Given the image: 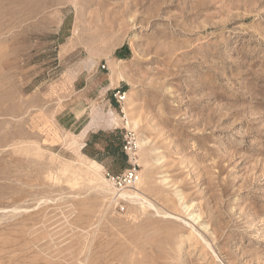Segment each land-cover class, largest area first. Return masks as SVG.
Wrapping results in <instances>:
<instances>
[{"label":"rangeland","instance_id":"374dc122","mask_svg":"<svg viewBox=\"0 0 264 264\" xmlns=\"http://www.w3.org/2000/svg\"><path fill=\"white\" fill-rule=\"evenodd\" d=\"M0 264H264V0H0Z\"/></svg>","mask_w":264,"mask_h":264},{"label":"trees","instance_id":"16d2710c","mask_svg":"<svg viewBox=\"0 0 264 264\" xmlns=\"http://www.w3.org/2000/svg\"><path fill=\"white\" fill-rule=\"evenodd\" d=\"M119 130L116 131H111L107 134H104L103 130H97L96 132H93L92 134H90L89 136H91L92 138H95L96 136L99 135H106L107 136V144L104 146H101L102 148L99 149V153L101 154H107V155H111L113 157L119 158V162L121 163V165L126 166V168H124V171L121 172H117V175H121L122 173H124L126 170H128L129 165L127 164V160H128V155L125 152L123 146L126 143V138H125V134H123V132L121 131V133ZM93 142V140H90V138H88V140L86 141L84 147L88 146L89 144H91ZM90 156L93 159L98 160L97 156L91 155Z\"/></svg>","mask_w":264,"mask_h":264},{"label":"bare ground","instance_id":"6f19581e","mask_svg":"<svg viewBox=\"0 0 264 264\" xmlns=\"http://www.w3.org/2000/svg\"><path fill=\"white\" fill-rule=\"evenodd\" d=\"M117 69H119V68H117ZM114 74H115V72H114ZM115 76V75H114ZM117 77V76H116ZM82 147V146H81ZM96 163V162H95ZM94 164V163H93ZM98 166H100L101 167V165L99 164V163H96ZM95 165V164H94ZM98 166H95V167H98ZM140 176V175H139ZM140 179H139V181H138V183H137V185H139L140 183V181L142 180L141 179V176L139 177ZM107 182V181H106ZM108 184V183H107ZM107 188H109V189H111V187H108L107 186ZM135 189H136V187H135ZM138 189V188H137ZM115 192V194H117V191H114ZM119 197H122V196H129L130 198H135L136 200H142V201H147L146 200V198L145 197H143V196H141L140 194H138L137 192H135L134 190H130V189H128V190H123V191H121L119 194ZM148 202V201H147ZM149 203V202H148ZM150 205H151V203H149Z\"/></svg>","mask_w":264,"mask_h":264},{"label":"built area","instance_id":"2783aa9c","mask_svg":"<svg viewBox=\"0 0 264 264\" xmlns=\"http://www.w3.org/2000/svg\"><path fill=\"white\" fill-rule=\"evenodd\" d=\"M123 148H124L125 152L127 153V155H129L130 150H131V141L126 139V143L123 146ZM127 172H129L132 179L135 177V167H133L132 169H128V170H126V172L122 173L121 175H117L115 177L119 178L121 176H124Z\"/></svg>","mask_w":264,"mask_h":264}]
</instances>
